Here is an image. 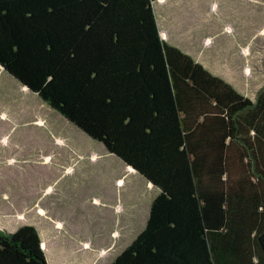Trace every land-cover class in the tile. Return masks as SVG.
I'll use <instances>...</instances> for the list:
<instances>
[{"label":"trees","instance_id":"trees-1","mask_svg":"<svg viewBox=\"0 0 264 264\" xmlns=\"http://www.w3.org/2000/svg\"><path fill=\"white\" fill-rule=\"evenodd\" d=\"M153 1L0 0V65L158 189L108 264H264V86L252 99L166 43ZM0 264H47L34 225L0 228Z\"/></svg>","mask_w":264,"mask_h":264},{"label":"rangeland","instance_id":"rangeland-1","mask_svg":"<svg viewBox=\"0 0 264 264\" xmlns=\"http://www.w3.org/2000/svg\"><path fill=\"white\" fill-rule=\"evenodd\" d=\"M251 22L253 31L251 27V33L245 30L242 35L251 39L244 40L247 52L239 67L241 72L225 77L235 89L254 99L256 91L264 86V33L258 29L260 24L264 26V8L251 10ZM5 71L0 67V110L10 105L16 109L15 102H24L27 108L24 118L4 120L0 116V227L7 230L18 223L37 224L34 214L45 210L37 207L35 211L31 199L39 195L46 215L63 219L62 226L57 222L61 231L55 230L65 237L66 242L60 244L90 245L98 256L93 264H108L144 227L157 188ZM37 107L41 108L45 126L32 122L31 109ZM55 134L64 139L65 145L54 140ZM44 155L50 159L44 161ZM69 165L71 169L65 170ZM117 178L121 183H116ZM2 192L11 201L5 202ZM21 199L29 206L24 219L21 212L14 214L19 219L4 217L19 210ZM102 244H106L105 252L103 247L96 248ZM100 251L104 253L99 255Z\"/></svg>","mask_w":264,"mask_h":264},{"label":"crops","instance_id":"crops-1","mask_svg":"<svg viewBox=\"0 0 264 264\" xmlns=\"http://www.w3.org/2000/svg\"><path fill=\"white\" fill-rule=\"evenodd\" d=\"M152 8L161 39L178 47L211 73L226 80L225 75L241 72L239 67L244 63V52H247L244 49V40L251 39H244L242 35L245 30L251 33V27L253 31V21L250 23L251 10L264 8V0H154ZM260 25L258 29L260 33H264V26ZM230 51L233 53L230 54ZM248 68L246 67L245 71H249ZM71 167L70 165L65 170H70ZM126 167L133 170L129 165ZM119 179H116V183H121L122 180L118 182ZM1 197L5 202L11 201L6 192H2ZM19 202L21 203L19 210L5 214L4 217L19 219L14 214L21 212L24 219L29 206L22 199ZM31 202L35 211L37 207L45 210L43 214L36 211L34 214L36 219L33 220H36L37 224L32 225L39 233L40 245L45 253L47 264H93L98 260L97 253L92 251L93 248L90 245H82V247L81 245H61V241L66 242L65 237L57 235L55 230L61 231L63 219L60 216H47V209L39 204V195L31 199ZM1 209H3L2 206H0ZM48 220L53 223H49ZM57 222H60V227L57 226ZM20 224L22 223L15 225V228L8 226L6 229L15 230ZM53 224L57 229L53 228ZM42 242L46 245H42ZM103 245L106 244L98 245L97 250L102 247L104 250ZM69 250L72 253H69ZM104 252L100 251L98 254L101 255ZM70 254L72 257H69Z\"/></svg>","mask_w":264,"mask_h":264},{"label":"water","instance_id":"water-1","mask_svg":"<svg viewBox=\"0 0 264 264\" xmlns=\"http://www.w3.org/2000/svg\"><path fill=\"white\" fill-rule=\"evenodd\" d=\"M1 66V68H3V66L2 65H0ZM25 86V85H24ZM126 165H129V164H126ZM129 167H131V169H133V170H135L131 165H129ZM148 181V180H147ZM150 184H152L150 181H148Z\"/></svg>","mask_w":264,"mask_h":264},{"label":"clouds","instance_id":"clouds-1","mask_svg":"<svg viewBox=\"0 0 264 264\" xmlns=\"http://www.w3.org/2000/svg\"><path fill=\"white\" fill-rule=\"evenodd\" d=\"M106 149V148H105ZM147 181V180H146ZM153 185V184H152Z\"/></svg>","mask_w":264,"mask_h":264},{"label":"bare ground","instance_id":"bare-ground-1","mask_svg":"<svg viewBox=\"0 0 264 264\" xmlns=\"http://www.w3.org/2000/svg\"><path fill=\"white\" fill-rule=\"evenodd\" d=\"M6 72V71H5ZM26 87V86H25Z\"/></svg>","mask_w":264,"mask_h":264}]
</instances>
